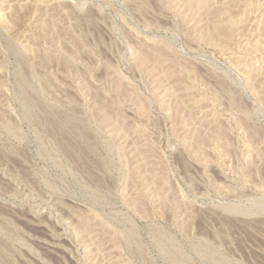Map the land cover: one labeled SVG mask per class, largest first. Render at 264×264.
<instances>
[{
	"label": "rangeland",
	"instance_id": "rangeland-1",
	"mask_svg": "<svg viewBox=\"0 0 264 264\" xmlns=\"http://www.w3.org/2000/svg\"><path fill=\"white\" fill-rule=\"evenodd\" d=\"M0 264H264V0H0Z\"/></svg>",
	"mask_w": 264,
	"mask_h": 264
}]
</instances>
